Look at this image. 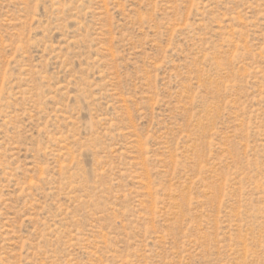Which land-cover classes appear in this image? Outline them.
<instances>
[{
    "label": "rangeland",
    "instance_id": "obj_1",
    "mask_svg": "<svg viewBox=\"0 0 264 264\" xmlns=\"http://www.w3.org/2000/svg\"><path fill=\"white\" fill-rule=\"evenodd\" d=\"M0 264H264V0H0Z\"/></svg>",
    "mask_w": 264,
    "mask_h": 264
}]
</instances>
